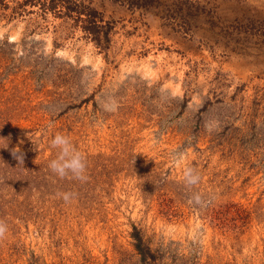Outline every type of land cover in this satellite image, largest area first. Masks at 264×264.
<instances>
[{
	"label": "rangeland",
	"instance_id": "obj_1",
	"mask_svg": "<svg viewBox=\"0 0 264 264\" xmlns=\"http://www.w3.org/2000/svg\"><path fill=\"white\" fill-rule=\"evenodd\" d=\"M0 220V264H264V0H0Z\"/></svg>",
	"mask_w": 264,
	"mask_h": 264
},
{
	"label": "clouds",
	"instance_id": "obj_2",
	"mask_svg": "<svg viewBox=\"0 0 264 264\" xmlns=\"http://www.w3.org/2000/svg\"><path fill=\"white\" fill-rule=\"evenodd\" d=\"M118 103L113 100L110 105H106L105 110L115 112L118 109ZM49 146L52 149H56L57 154L55 159H52L48 163L50 171L63 179L65 177H71L72 179L78 180L81 183L88 180L87 162L84 154L79 151L71 142L70 138L61 134L56 133L49 141ZM11 155L16 159L19 164L23 165L24 153L19 147L12 149ZM182 157L174 161L176 164L182 163ZM184 178L186 183L195 184L199 177L195 173L194 169L186 168L184 171ZM57 197L63 199L67 204L72 201L75 194L71 192H57ZM199 199L198 197L196 198ZM8 231V227L3 220H0V239H3Z\"/></svg>",
	"mask_w": 264,
	"mask_h": 264
},
{
	"label": "trees",
	"instance_id": "obj_3",
	"mask_svg": "<svg viewBox=\"0 0 264 264\" xmlns=\"http://www.w3.org/2000/svg\"><path fill=\"white\" fill-rule=\"evenodd\" d=\"M89 28H90V31H93V29H95V26L93 25V23H92V25L89 26Z\"/></svg>",
	"mask_w": 264,
	"mask_h": 264
}]
</instances>
